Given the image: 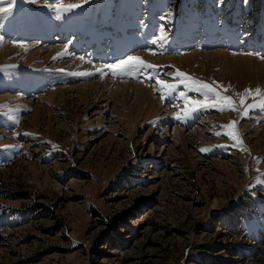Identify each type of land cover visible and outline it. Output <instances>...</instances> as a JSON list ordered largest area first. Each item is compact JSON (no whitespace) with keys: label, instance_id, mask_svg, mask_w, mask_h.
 I'll use <instances>...</instances> for the list:
<instances>
[{"label":"rangeland","instance_id":"374dc122","mask_svg":"<svg viewBox=\"0 0 264 264\" xmlns=\"http://www.w3.org/2000/svg\"><path fill=\"white\" fill-rule=\"evenodd\" d=\"M56 3L16 0L0 16V264H264V95L240 105L246 89L264 94V0H63L82 7L60 20L49 7ZM154 14L165 37L155 45L139 28L112 62L82 52L99 40L110 56L114 41L97 31L136 26L127 17L147 27ZM195 22L212 33L215 24L225 33L241 24L247 36L233 54L203 53L194 37L190 50L179 48L188 52L169 56L176 27ZM63 26L90 31L55 44ZM130 55L184 96L168 104L156 82L132 83L150 71L104 68ZM177 70L231 96L237 110L185 115L184 97H204ZM128 85L151 97L136 102ZM231 121L242 143L223 134Z\"/></svg>","mask_w":264,"mask_h":264},{"label":"snow or ice","instance_id":"6c2138e0","mask_svg":"<svg viewBox=\"0 0 264 264\" xmlns=\"http://www.w3.org/2000/svg\"><path fill=\"white\" fill-rule=\"evenodd\" d=\"M29 2L34 3L35 0H29ZM89 0H83V3H88ZM222 2V0H220ZM16 4V0H0V16H8L12 13L13 8ZM6 5V6H5ZM55 13V19L60 20L63 18V15L65 13H70L75 9L81 8V3H70V4H64L63 0H57V3L54 5L49 6ZM160 39H165L163 33L161 32ZM3 37H0V42H2ZM156 41H153L155 43ZM81 59H83L81 57ZM155 65L151 63H146L143 61L140 57L135 55H130L125 59H122L116 63L107 64L104 66L107 70H109L112 74H119V73H130L132 71H135L137 69H155ZM103 69H97V72L100 75H103ZM73 76L82 77V76H91L93 75L92 72H73L71 73ZM177 77L181 78V83H183L186 87L189 85H196L195 91L201 92L204 99L201 100H188L187 97L185 98V108H184V114L187 115L189 112H195L200 109H207V108H216L220 112H224L226 110H232L235 111L236 105L231 96H224L221 95L220 92L216 90L212 85L203 83L200 81H197L190 77L189 75L180 72L177 70L176 74ZM157 85H159V91L161 92V99H164V92H172L175 90L177 85L168 83L164 80L158 79L156 81ZM203 90V91H202ZM184 96V94H181ZM261 89L257 88L255 89V92L253 93V90L246 89L243 94L240 95V105L243 106L245 104V101L248 97H262ZM259 104L261 107H264V98H261L259 101ZM252 105H249L248 108H251ZM247 108L245 109V113L247 112ZM181 117L178 115L176 119H180ZM236 121H231L228 125H224L222 127L229 129V131H226L223 133L224 135H227L230 139L236 141L238 144L242 143L239 140L238 135L235 133V125ZM220 134V133H217ZM27 135V133H26ZM201 151H207V149H201Z\"/></svg>","mask_w":264,"mask_h":264},{"label":"bare ground","instance_id":"6f19581e","mask_svg":"<svg viewBox=\"0 0 264 264\" xmlns=\"http://www.w3.org/2000/svg\"><path fill=\"white\" fill-rule=\"evenodd\" d=\"M52 39H54V38H52ZM51 49V48H50ZM51 51V50H50ZM54 52V48L52 49V53ZM51 53V52H50ZM211 54V53H210ZM213 56H214V54H212ZM212 55H208L209 57L210 56H212ZM50 56V55H49ZM80 62V61H79ZM66 64H69V63H66ZM83 64H85V62L83 61V63L82 64H78L79 66L80 65H83ZM239 64H241L240 63V61L239 60H236L234 63H232V66H233V68H234V66H236V65H239ZM72 65V64H71ZM88 65V64H87ZM96 66V65H95ZM87 67V66H86ZM90 68H92V67H90ZM101 67H98L97 69H100ZM102 69V68H101ZM94 71H96V68L94 69ZM106 81V80H105ZM100 82V81H99ZM109 83V82H108ZM100 84H102V83H100ZM129 87H132V90H134V92L136 91L137 93H136V98H135V100H136V102H141V101H146V100H149L148 99V97L150 96L151 97V95L150 94H148L147 93V91H145L143 88H141V86L139 87V85L137 86V85H135V86H132V85H128V86H125V91H126V93L128 92V90L130 89ZM105 88V87H104ZM118 90V89H117ZM61 91V90H60ZM122 92V91H121ZM120 92L118 91L116 94L118 95ZM125 93V94H126ZM152 93V92H151ZM135 94V93H134ZM128 96V95H127ZM131 98V97H130ZM161 105V104H160Z\"/></svg>","mask_w":264,"mask_h":264}]
</instances>
